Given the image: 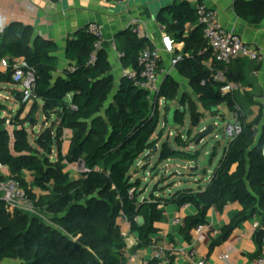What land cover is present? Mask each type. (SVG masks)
I'll use <instances>...</instances> for the list:
<instances>
[{"label":"trees","instance_id":"1","mask_svg":"<svg viewBox=\"0 0 264 264\" xmlns=\"http://www.w3.org/2000/svg\"><path fill=\"white\" fill-rule=\"evenodd\" d=\"M235 12L249 24L259 25L264 21V0H236ZM167 13L169 18L161 15L159 23L175 42L184 44L175 66L178 74L188 81L204 109L226 105L238 116L242 126L241 134L228 144L209 183L198 191L182 188L173 192L171 185L165 189L156 187L147 194L148 187L132 172L138 160L158 144L153 136L159 125L160 101L179 97L180 85L171 75L164 77L154 99L125 75L116 88L109 54L105 48L96 49L97 40L87 26L66 44L65 57L72 67L64 71V77L55 78L59 67L57 45L35 37L31 26L12 23L0 34V60L10 63L7 72L0 73V85H19L13 80L15 71L11 67L17 60L23 62L25 71H34L36 81L28 116L12 117L8 121L2 118L0 110V166L8 169L9 178L20 182L35 201L37 210L49 214L51 221L64 232L24 213H10L2 203L0 261L128 264L126 238L120 222H127L130 232L139 237L137 246L130 251L135 254L154 247V238L159 234L157 225L163 222L164 208L168 205L178 208L188 205L197 210L180 230L190 245L194 229L208 225V215L213 208L221 212L230 204H238L241 209L230 214V225L213 240L212 247L219 246L233 230L253 219L260 222L257 238L262 247L264 131L259 135L258 126L263 114L248 122L245 106L257 105L254 97L247 92L221 93L224 84L213 79V70L220 66L213 61L204 29L198 23L196 6L181 0L169 6ZM148 48L154 49L149 39L130 34L124 45L119 46L123 69L139 70L138 57ZM236 62L239 68L235 71L234 63L230 66L228 80L250 87L245 70L252 63ZM70 94L73 95L71 105L66 100ZM21 99L20 93L17 103L23 107V113L28 104H22ZM37 112L49 118L55 115L58 121L35 141L45 152L43 156H39V151L29 142L25 127ZM7 122L11 130L4 128ZM182 122L177 110L175 123ZM66 132L71 135L64 146ZM54 148L57 160L53 162L48 157ZM157 155L159 163L167 160L198 163L202 151L173 150L165 143ZM215 158L216 151L213 160ZM80 163V177L74 179L68 168ZM206 173L207 170L193 172L191 177ZM164 191H168L167 196L162 195ZM165 259L173 264L167 252L147 264H163Z\"/></svg>","mask_w":264,"mask_h":264},{"label":"crops","instance_id":"2","mask_svg":"<svg viewBox=\"0 0 264 264\" xmlns=\"http://www.w3.org/2000/svg\"><path fill=\"white\" fill-rule=\"evenodd\" d=\"M179 1L181 0H125L124 2L108 1L103 4L97 0H0V34L12 23H21L25 26H31L35 37L53 41L58 47L56 57L59 60L58 72L54 76L59 78L64 77V71L72 67V63L65 57L67 42L74 39L78 31L86 28L89 24L97 23L104 28L106 39L103 48L109 54L112 75L117 88L120 80L127 72L121 65L119 46L124 45L126 38L130 34H134L133 28L137 27L142 32L141 37L149 39L151 47L160 52L159 72L162 81L166 75H171L179 85L186 82L189 86L188 81L178 74L175 67L179 56L182 54L184 44L175 42L173 36L169 35L166 28L159 23L161 15L169 18L167 9L162 13H159V9L164 4H168L169 7ZM188 1L196 7L202 3L217 11L222 26L229 31L237 32L246 44L259 50L264 60V21L259 25H252L239 18L235 12L236 0ZM233 68L236 71L239 64L234 62ZM245 73L251 85L245 87L246 92L262 95L264 93V61L261 64L252 63L251 67L245 70ZM10 86L14 87L13 91L16 90L19 94L21 93L22 87L20 85H18L19 91L16 89L17 85L11 84ZM72 98V94L67 96L66 100L69 105L72 103ZM254 100L257 103L254 107L264 105L261 98H254ZM26 113L29 111L26 110ZM41 114L46 122L57 119L55 115L49 118L43 112ZM70 135V132H66V145ZM170 161L177 162V167H183L181 164L185 163L180 160H167L161 163L159 169H164L168 173L169 167L165 164L170 163ZM190 168L192 169L193 166ZM6 174H9L8 171ZM209 180L203 181L198 186L204 189ZM182 186V183H178L175 188L182 189ZM199 189L196 188L195 190L198 191ZM1 200L0 194V204H2ZM240 209L238 204H230L221 212L213 208L208 215V225L222 233L224 228L230 225V214ZM164 210L163 222L157 225L159 234L154 238V247L141 250L135 254H130V251L137 246L139 237L130 232V225L127 222H120L122 231L126 234L128 264H147L156 258L161 251H163L162 257L165 256L166 252L169 253L173 258V264H195L188 259V252L192 243L189 245L183 239L180 230L187 218L197 214V210L192 206L178 208L175 205H168ZM48 218L52 219L50 215ZM256 220L258 219L248 221L233 230L219 246L212 247L214 239L209 233H206L202 241L194 244L198 255L205 258L207 264H221L220 254L223 251H229L231 253L229 264H253L259 258L264 257V240L261 247L257 238L258 231L253 227ZM169 262L170 260L165 259L163 264H169Z\"/></svg>","mask_w":264,"mask_h":264},{"label":"rangeland","instance_id":"3","mask_svg":"<svg viewBox=\"0 0 264 264\" xmlns=\"http://www.w3.org/2000/svg\"><path fill=\"white\" fill-rule=\"evenodd\" d=\"M14 87L10 85L0 86V110L1 116L5 120L10 121L12 117L20 116L24 119L28 116L26 110L30 111L31 104H28L23 111V107L17 103L15 100L16 90L13 91ZM16 89L19 91L20 87L17 85ZM22 92V90H21ZM245 93V92H244ZM252 94L251 92H247ZM252 96L256 99H262L264 101V93L255 94ZM172 109L179 111L183 118L182 124L175 125L170 128L168 124V116ZM192 113L194 117H192ZM263 114V119L258 126L259 135L264 131V105L260 107H250L245 106V114L247 116L248 122L254 121L257 117ZM21 114V115H20ZM176 116V115H175ZM234 119V114L227 108L226 105H221L213 110H206L202 107L199 101V97L195 94L190 87L184 82L180 85L179 97L177 100H161L159 104V125L157 131L153 136V140H157L158 144L154 150L143 155L133 168V173H137L138 177L142 180V185L147 186V194L151 193L159 187L165 189L168 186L173 185L171 191H176L175 185L182 183V188H200V182L208 180L212 177V174L217 170L220 161L223 159L225 150L229 144V139L226 136V127L229 123H232ZM58 121L54 119L52 122L44 121V116L41 112H37L31 117L28 124L25 126L28 131L29 142L39 151V156L45 155V152L35 143L37 137L47 128H52L54 124ZM209 125L215 127V132L213 136L209 138H204L199 141L200 136L207 131ZM10 124L5 125L4 128H8ZM64 146L67 143L65 138ZM167 143L168 146L173 150L187 151L195 153L198 150L202 151V156L198 163L185 162L181 164L183 167H177V162L166 163L168 165L169 172L166 173L165 170L159 169L161 163L158 162V153L162 149V145ZM211 151H216V158L211 163L210 167L207 168V173L200 174L197 177H191L190 166L196 167L203 161L205 154ZM50 161L57 160L56 149H53V154L48 157ZM164 167V166H163ZM82 166L72 165L68 168V171L72 172L73 178L77 179L80 177V170ZM210 172V173H209ZM201 183V184H202ZM198 186V187H197ZM39 192V191H37ZM160 194V192H158ZM162 195L167 196L168 191H164ZM31 219H36L39 222L45 223L61 232H64L56 223H53L48 217L49 215L41 210H37V213L28 215ZM0 264H23L22 260H4L0 261Z\"/></svg>","mask_w":264,"mask_h":264},{"label":"built area","instance_id":"4","mask_svg":"<svg viewBox=\"0 0 264 264\" xmlns=\"http://www.w3.org/2000/svg\"><path fill=\"white\" fill-rule=\"evenodd\" d=\"M97 1L103 4L108 2V0ZM196 11L198 23L203 27L205 39L212 51L213 61L220 66L213 70V79L216 82L224 84L221 93L233 94L235 92H246V88L243 85L228 80L230 66L234 62L240 60L257 64L263 63L264 60L259 50L246 44L237 32L225 29L220 22L217 11L209 8L205 4L198 5ZM88 32L97 40L95 45L96 49L103 48L106 39L104 28L97 23H91L88 26ZM133 33L139 37L142 36V32L137 27L133 28ZM91 62H94V59H92ZM160 63L161 56L158 49H145L138 57L139 70L127 71L125 76L132 79L136 87L147 91L154 99L159 93L162 85V78L159 72ZM23 66L21 60L13 61L11 66L15 71L13 80L22 87V104H32L36 77L34 71H25ZM9 68L10 63L8 60H0V73L7 72ZM8 124H10V122H8ZM225 132L229 139V143L234 141L241 134L242 126L238 121L237 115L234 114L233 122L227 125ZM6 171H8V169L1 165L0 194L4 201L3 204L6 211L10 213L18 211L26 215L37 213L35 201L24 190L20 182L9 178V174L7 175ZM176 223H178V221H176ZM253 227L258 231L260 229V222L258 220L254 221ZM206 233H209L212 239H216L220 235L218 230L213 229L209 225H199L194 229L192 245L188 252V259L195 264H207L206 259L198 255L194 247V244L204 239ZM123 235L126 237L125 233H123ZM162 253L163 251L158 253L156 257H161ZM219 259L221 264H229L231 253L229 251H223ZM253 264H264V257L259 258Z\"/></svg>","mask_w":264,"mask_h":264},{"label":"water","instance_id":"5","mask_svg":"<svg viewBox=\"0 0 264 264\" xmlns=\"http://www.w3.org/2000/svg\"><path fill=\"white\" fill-rule=\"evenodd\" d=\"M168 4H164V6H162L160 9H159V13H162L164 10L167 9V6ZM20 98V94H18L15 98L16 101H18ZM176 109H172L170 111V114L168 116V124L170 126V128H173L176 123H175V115H176ZM215 132V127L213 125H209L208 128H207V131L202 134V136H200L199 138V141L204 139V138H209L211 136H213ZM213 154L214 152L211 151V152H208L207 154H205L204 158H203V161L199 164V166H196L194 168H192L191 172L193 173H197V172H200V171H204V170H207V168L210 167L211 165V162L213 160ZM80 166H82V163H80ZM2 203H4L3 200H1Z\"/></svg>","mask_w":264,"mask_h":264}]
</instances>
